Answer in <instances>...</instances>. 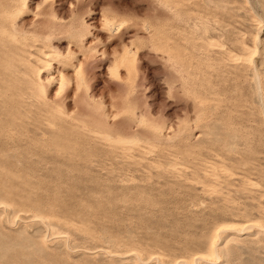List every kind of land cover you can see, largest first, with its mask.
Returning a JSON list of instances; mask_svg holds the SVG:
<instances>
[{
	"label": "rangeland",
	"instance_id": "374dc122",
	"mask_svg": "<svg viewBox=\"0 0 264 264\" xmlns=\"http://www.w3.org/2000/svg\"><path fill=\"white\" fill-rule=\"evenodd\" d=\"M40 1L55 10V18L25 11L14 19L28 26L41 20L62 26L76 17L87 27L86 43L91 41L99 49L103 45L96 38L101 33L100 19L126 20L124 38L136 34L140 50L137 82L125 95L137 102L143 99L141 109L152 120L173 125L171 131L181 123L187 127L172 139L171 147H164L161 156L133 153L129 158L112 152L96 137L87 138L71 153L35 147L1 154L0 201L9 206L0 210V264H175L204 252L218 224L243 221L245 213L258 217L255 210L264 207V196H259L264 189L252 190L235 177L229 185L222 182V158L214 156L218 150L211 142L233 134L231 149L250 148L254 165L264 171V0H36ZM57 39L63 49L72 41L65 33L54 38L55 44ZM252 41L258 48L257 75L229 58L230 50L237 54L240 43ZM114 48L122 49V45ZM96 55L99 61L100 54ZM97 65L92 83L96 93L110 101L121 90L109 83L105 67ZM254 79L260 84L259 98ZM213 91L219 96L214 97ZM55 159L58 164L50 162ZM128 175L136 180L131 183ZM201 188L210 189L205 194ZM35 207H41V213ZM35 215L45 217L49 227L32 222ZM250 235L230 241L223 234L227 252H220L214 263L264 264V234ZM131 253L137 255L127 257Z\"/></svg>",
	"mask_w": 264,
	"mask_h": 264
},
{
	"label": "bare ground",
	"instance_id": "6f19581e",
	"mask_svg": "<svg viewBox=\"0 0 264 264\" xmlns=\"http://www.w3.org/2000/svg\"><path fill=\"white\" fill-rule=\"evenodd\" d=\"M25 11H34L36 14L42 15L43 17H56L55 10L50 7L47 8L45 6V1L0 0V155L4 153L6 154L9 151L15 152L18 150L17 152H19V149L30 151L31 148L35 147H40V149L54 147L57 153H59L58 150L71 153L77 151L80 143L86 141L89 137H96L103 140L107 143L106 146H108L112 152L118 151L121 155H127L129 158V155H132L133 153H137L138 156H141L142 154L151 155L153 153H159L160 155L161 152L167 148L166 146H172V139L180 135L183 130L186 129L187 125L181 123L176 127V130L174 129L175 131H171V129L175 128L173 125H168L169 127H166L164 123L152 120L147 115L146 111L141 109L140 104L143 102V99L141 102H137L136 98H128L125 95L126 92L134 89L135 83L137 82V79H135V72L137 70L138 53L140 50L136 45V34L134 35L132 33V35H128V37L124 38L123 31L127 29L126 20L109 18L107 16H103L102 19H100L101 33L100 36L97 35L96 38L103 45L102 48L99 49L96 44L91 43V41L86 43L87 27L85 23L78 21L76 17H73L67 25L64 24L62 26L61 24L60 26H57L55 23H51L48 20H41V22L36 25L28 26L26 22H18V20L16 21L14 19L15 16L22 14ZM137 24L138 23H135V26ZM144 26L148 28L147 25ZM159 27L161 26L159 25L157 28ZM157 30L158 29L153 30L155 35L158 33ZM63 33L67 34L72 39V41H69L68 46L65 49L61 47V40L59 41V39H57L60 42L57 44L53 42L57 35ZM104 35L107 38H104ZM155 35H153L152 38L155 37ZM115 37L119 38L118 42H116ZM117 45H122V49L117 50L114 48ZM211 45H214V43H211ZM111 46L113 47L111 48ZM257 51L258 48L256 42L252 41V44L249 45L243 42L240 43L238 49L239 54H234L233 51L231 52L230 50L229 58L233 64L237 65L238 61L239 64L245 65L249 70L252 69L254 75H257V73L259 74L257 69L258 63L254 59ZM97 53L100 54V57L98 56L100 59L99 61L96 55ZM95 63H98L97 67L101 69L105 67V73L109 76V83H114L117 90H121L116 96L111 95V99H108L110 101L105 99V95L97 94V90L95 91V87L92 83L93 78L97 76V72H95L94 68ZM254 81L256 82L255 79ZM207 83H209V81ZM256 83L257 95L259 94L257 98H259L262 92L260 93V84H258V81ZM112 87L113 86H111V89ZM203 88L205 89V87ZM139 92H141V90ZM211 93L214 97L215 95L219 96L217 91ZM211 93H209V95H211ZM135 94L137 95L138 93ZM206 96L207 94L205 97ZM207 98H209V96H207ZM194 134L195 133H193L192 136ZM231 135L236 138V136L230 134L229 136L223 137L221 140L216 139L211 142L212 146L216 147V150H218L217 154L213 152L216 154L214 156L222 158L219 166L221 169L220 173L225 179V181L222 182L229 183V181H232V178L235 177L237 180H240V183L238 184L248 185L252 190H254V188H257L259 191L263 190L264 171L258 169V167L254 165L253 162L255 159L251 156L252 152L249 150L250 148L245 150L240 149L241 151L239 149H231L233 147V142L231 140L234 139ZM245 141L246 140H244V142ZM80 155L81 153H79V156ZM69 159H71V157H69L68 160ZM56 160L58 159L50 162L54 163ZM137 160H140V157ZM118 161L120 160L115 161V163ZM56 163L58 164V162ZM1 164L0 161V165ZM120 164L118 165L121 166L124 163ZM214 164L218 163L214 162ZM137 166H139V164H137L136 167ZM209 166H211V164ZM170 167L171 166H169V168ZM114 168L115 167H113V169ZM159 168L162 169V167ZM140 169L145 172V168ZM119 170H122V168ZM206 170L208 171L207 168ZM127 171H129V169ZM127 171L124 172L128 174ZM146 171L149 172V170ZM211 171L215 170L211 169ZM168 172L169 171H167V173ZM130 175L132 177L134 176L132 173ZM130 175H128V177ZM251 175H253V177L256 175L257 177H255V179H257L253 180L250 178ZM151 176L153 177L150 173V177ZM118 177H120V175ZM132 177L129 178L131 179ZM211 177L212 176H210V178ZM213 177L215 178V175ZM120 178L128 179L125 175ZM210 178L207 179L209 180ZM121 179L120 181H123ZM132 180L134 181L136 178L131 179V183ZM220 181H218L219 183L217 184H220ZM129 182L130 181L127 180L126 183ZM208 184L210 183H206L205 185ZM201 185L204 184L201 183ZM220 185L218 187H220ZM209 186L212 187L213 185ZM214 186L217 185L215 184ZM214 186L211 189L214 190ZM202 188L201 190L204 189ZM207 191L205 192L203 190L202 192L206 194ZM247 191H250V189ZM1 192L0 194H3V192ZM216 193H218V191H216ZM222 194L223 193L220 192V196L224 195ZM260 194V197L264 196V191H261ZM229 198L230 197H228V199ZM8 206L7 203L0 201V210L6 211ZM36 208L38 207H35V209ZM40 208L37 209V212L41 213L42 210ZM255 211H257L256 214L258 217H252L250 213L249 215L248 213H245L246 215H243L245 220L243 221L241 219L227 222L222 221L223 223L218 224L215 227L210 240L206 241L207 247L204 252L196 253L193 258H183L175 264H217L214 263V261L219 258V253L227 252L224 244L222 246V243L227 242H222L223 240L230 238V241H237L240 239V236L252 235L254 231L258 232V234L260 232L264 234V207H258ZM34 218L35 219L32 222L37 221L49 227L45 217L35 215ZM69 231L71 230H67L66 232ZM48 232L50 231L47 230V234ZM223 234L227 235L224 237L226 239L223 238ZM134 254L135 253H131L130 255H127V257L133 256ZM225 255L226 254H224V256ZM120 257L124 258L123 256ZM159 257H161V255H159ZM138 260L137 257V262Z\"/></svg>",
	"mask_w": 264,
	"mask_h": 264
}]
</instances>
